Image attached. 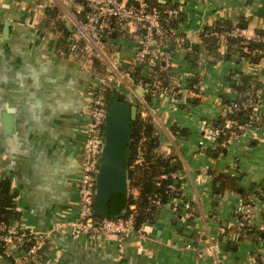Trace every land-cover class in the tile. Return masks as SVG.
<instances>
[{"label": "crops", "instance_id": "1", "mask_svg": "<svg viewBox=\"0 0 264 264\" xmlns=\"http://www.w3.org/2000/svg\"><path fill=\"white\" fill-rule=\"evenodd\" d=\"M154 1L182 10L173 32L184 35L190 49L179 48L171 37L165 47L173 56L172 75L153 71L164 84L181 88V102L175 106L146 90L143 96L117 90L138 99L144 116L153 115L158 151L174 157L180 174L176 184L181 182L182 196L193 205L190 213L177 215L166 203L156 223L129 236L77 237L55 228V221L78 215L91 97L106 73V57L129 66L144 29L126 25L106 37L91 63L83 48L69 54L71 42L82 38L79 25L87 6L78 0H0V177L11 179L24 223L53 231L49 259L43 263L250 264L262 249L263 238H239L236 215L252 192L259 197L264 221V59L227 58V42L219 40L211 49L204 34L216 24L233 27L240 18L246 19L249 36L264 29V0H219L212 6L203 0ZM242 74L255 75L261 88L254 108L262 117L257 118L260 126L256 134L217 150L211 146L210 124L225 115V100L237 97L231 81ZM197 82L203 91L199 97L192 89ZM211 243H218V252H210Z\"/></svg>", "mask_w": 264, "mask_h": 264}, {"label": "built area", "instance_id": "2", "mask_svg": "<svg viewBox=\"0 0 264 264\" xmlns=\"http://www.w3.org/2000/svg\"><path fill=\"white\" fill-rule=\"evenodd\" d=\"M78 1L89 9L85 21L79 25V34H81L84 42L79 41L82 38L72 41L69 48L70 55H77L78 50L83 48L90 55L88 62L92 63L94 53L99 52L100 47H104L105 38L110 37L119 29L122 30L124 26L142 27L144 34L141 41L136 44L135 57L129 61V66H122L117 60L106 57V73L99 78V88L93 91L89 105V119L84 132L81 156L82 173L78 180V215L71 220H56L55 228L70 232L77 237H98L107 234L125 237L134 232H142L145 226L149 225L145 224L140 229L136 228L135 203L127 204L125 211L117 217L99 216L94 211L96 178L104 144V126L107 114V99L104 94L109 88L118 89V87H122L126 90H133L132 85H135L149 93L166 96L173 105H179L181 100L178 95L181 88L164 84L162 76L153 75V71L172 75L173 56L165 47L171 37H174V40L180 46L179 48L188 50L190 45L187 44L184 35H175L174 28L169 26L172 20L181 16L182 10L180 7L168 5L160 9L151 6L147 0L132 2L129 0ZM203 1L205 4L212 6L219 0ZM204 35L215 36L223 42H226L227 37H235L244 39L245 44H248V41L264 44V34L255 32L249 36L244 28H240L236 24L230 30L208 29ZM136 71H139V75L136 74ZM236 81L240 83L242 79L237 78ZM192 89L198 97L203 93L198 82L192 85ZM260 96L261 88L256 87L252 101L254 108H257ZM238 107L239 104L236 99L225 103L224 116ZM255 114L259 117L257 112ZM140 115L144 116L143 111H140ZM210 125L211 146L215 149L226 147L241 136L254 135L257 130L252 122L240 123L235 118H226L224 128ZM222 135L227 137L226 143L220 140ZM144 163L143 152L139 150L134 164ZM179 175V171H176L170 175L162 174L159 178L166 179L170 176L172 179L177 180L180 178ZM156 184L159 185L160 181L157 180ZM168 188L173 192L177 190L176 184L173 183H170ZM130 193L131 190H129ZM182 201L183 199L179 195L172 198L171 204L178 206ZM260 209L261 207L256 202V198L250 196L246 208L241 210L245 213V216L240 217L238 220L239 232L247 223L250 225L253 223L254 220L251 217H256ZM261 229L264 231V226ZM52 235L53 231H43L28 226L21 218L2 224L0 226V264L6 262L7 259H12L14 264H27L30 260L37 259L43 247L53 243ZM262 242V249L252 256L250 264H264V238ZM209 250L210 252H218V243H211Z\"/></svg>", "mask_w": 264, "mask_h": 264}, {"label": "trees", "instance_id": "3", "mask_svg": "<svg viewBox=\"0 0 264 264\" xmlns=\"http://www.w3.org/2000/svg\"><path fill=\"white\" fill-rule=\"evenodd\" d=\"M151 6L158 7L160 9L165 8V5L154 0H147ZM168 6V5H167ZM174 6V5H172ZM181 16L178 19L172 20L169 24L170 27H175L180 21ZM240 28H245L247 26V21L244 18H240L237 24ZM208 29L212 30H230L232 25L230 22H225L222 24H216ZM120 33V29L116 31ZM258 33L264 34V29L257 30ZM112 37V35H111ZM207 43L210 44V48L214 49L218 46L219 39L215 36H209L206 38ZM226 42L228 44V54L227 58L232 55L238 54L240 58L249 57L253 62L258 63L264 59V44L254 41H248L245 44L244 39L227 37ZM139 75V71H136ZM242 81L238 83L235 79L232 80L231 85L234 87L237 97L235 98L239 104V107L232 112L226 114L213 122L214 126L219 128L225 127L226 118H235L240 123L252 122L254 126H260L261 121H257V118L261 117L255 114L253 106V98L255 94L257 81L255 75L242 74ZM105 98L108 100L111 96H116L112 88L104 94ZM145 99L150 102V94H146ZM133 102L139 104L138 99L133 100ZM230 100H225V103H229ZM262 119V117H261ZM226 129V128H225ZM176 131V129H175ZM226 136L222 135L221 139ZM159 136L156 130L153 115L149 113L146 116L139 115V117L132 124V145L130 148L131 158H130V170H129V187L131 193L128 197V204L135 203L136 205V216H135V226L137 229L142 228L145 224H152L157 222L159 218L160 211L164 204H170L177 215H181L184 212L190 213L192 205L190 202L187 203L185 198L182 196L181 182L176 184V179H172L170 176L166 179H160L162 174L170 175L172 172L178 170L179 165L174 163L172 156L163 154L158 151ZM222 147L220 148V150ZM143 152V157L145 159L144 164H134V160L137 156L138 151ZM157 180L160 184H156ZM222 175L216 177V181L222 184ZM170 183L176 184V192L171 191L168 188ZM235 187V186H234ZM137 190V194L133 191ZM249 190H254L251 188ZM247 192V191H246ZM249 192V191H248ZM252 193V192H250ZM249 194V193H247ZM181 196L183 199L180 205L171 204V200L174 197ZM16 195L12 192V181L8 177H0V226L4 223L10 222L12 220H17L21 218V212L16 208ZM239 219L240 217L237 216ZM239 238L243 239L247 236L253 235L256 240L262 239V231L258 229L257 226H252L246 224L243 229L239 232ZM50 245H45L39 256L35 260H30L27 264H43L49 259ZM3 264H14L12 259L5 260Z\"/></svg>", "mask_w": 264, "mask_h": 264}, {"label": "water", "instance_id": "4", "mask_svg": "<svg viewBox=\"0 0 264 264\" xmlns=\"http://www.w3.org/2000/svg\"><path fill=\"white\" fill-rule=\"evenodd\" d=\"M115 57L114 59H116ZM132 88L139 96H143L142 88L135 85H132ZM113 91L116 96H111L107 100L104 144L94 196L95 213L105 217H117L127 207L130 190L132 124L140 115L139 104L125 97L119 90L113 88ZM4 125L7 127V123ZM193 223L195 224V222ZM186 234L190 235L191 233L187 232ZM262 238H264V232H262ZM262 246L263 242L260 243V247Z\"/></svg>", "mask_w": 264, "mask_h": 264}, {"label": "rangeland", "instance_id": "5", "mask_svg": "<svg viewBox=\"0 0 264 264\" xmlns=\"http://www.w3.org/2000/svg\"><path fill=\"white\" fill-rule=\"evenodd\" d=\"M216 127H218V126H216ZM255 134H256V133H255ZM226 140H227V137L224 138V139H222L221 141H223V142L226 143ZM227 144H228V143H227ZM226 147H228V145H227ZM220 148H221V147H220ZM220 148H218V149H220ZM218 149H217V150H218ZM249 195H250V196H254V197L256 198V202L259 204V207H261L260 202H259V197H258L256 194H252V193H251V194H248V197H247V198L250 197ZM246 205H247V204H245L243 207H242V204L240 205L241 208H239V210L237 211L238 213H237V215H236V218H237V216H238V217H243V216H245V213L241 212V210H242V209H245V208H246ZM262 212H263L262 209H260L258 215H257L256 217H251V219L254 220L252 224L257 223V225H258V229L261 230L262 232H264V231L261 229V227L264 226V221L261 219V218H262ZM238 220H239V219L237 218V221H238Z\"/></svg>", "mask_w": 264, "mask_h": 264}]
</instances>
